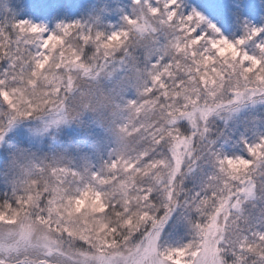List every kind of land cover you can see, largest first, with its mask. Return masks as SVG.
I'll return each instance as SVG.
<instances>
[{
  "label": "rangeland",
  "instance_id": "rangeland-1",
  "mask_svg": "<svg viewBox=\"0 0 264 264\" xmlns=\"http://www.w3.org/2000/svg\"><path fill=\"white\" fill-rule=\"evenodd\" d=\"M23 3L24 0H0V16H7V24L0 25V113L10 112L18 121H23L24 132L21 135L30 133L38 142L34 148L45 149L56 143L61 132L72 130L74 121L83 122V118L89 117V108H103L115 95H121L119 89L113 91L115 85L106 84L97 96L83 87L80 90L82 96L78 95V102L71 106L67 104L52 111L54 107L49 105L63 88L75 86V75H85L86 65L82 67L83 61L88 59L85 45H95L97 55L104 57V53H117L116 45L123 38L129 39L128 36L97 41L95 31L105 30L94 29V26L99 25L95 22L98 13L102 18H110L116 13L127 15L132 12L133 2L124 6L121 0H79L72 7L70 18L82 25L93 27V35L87 39L83 35H77L76 27L71 25L60 36L45 37L43 30L36 25L15 23L14 16L22 10ZM172 3L175 0H169L168 6ZM148 4L153 9H159L158 13L152 12L153 15L164 18L168 23L165 32L172 37L166 39L171 43L170 47L179 52L189 51L193 58L196 57L199 65L195 70L199 74L197 82L181 80L185 89L179 94L175 93L169 72L172 67L164 54L160 53L162 56L151 69L150 79L142 83V88L158 91L157 96L149 99L147 90L141 89L139 95L134 93L131 98L114 102L117 113L108 119V150L104 149L102 136L97 135L100 139L95 153L97 160L101 156L103 159L96 170L84 167V171H80L82 167L71 158L66 162L58 156L56 162H53L49 156L37 151L23 156L15 169L9 172L13 177L11 184L0 186L2 191L10 192L14 197L11 203L9 200L7 204L0 205V264H243L239 256L241 250L224 246L228 233L232 232H227L224 224L219 222L221 213H226L223 210L216 214L214 220H210L209 214H204L205 207L199 210L196 208L200 219L189 222L190 218L183 215L182 223H185L181 230H172L171 234L161 239L157 218L151 219L149 224H142L140 228L139 224L143 221L136 219L138 213H148L152 207L145 205L142 210L143 207H137V200L139 193L147 190L145 187L150 183L147 177L152 179L150 174L158 178L160 185L170 179L169 182H173L180 175L181 166H187L184 160L188 157L193 159L191 147L194 136L188 139V134H182V123L196 128L197 113L204 116L208 106H219L224 110L236 104L245 96L235 94L237 85L245 80L249 82L248 78L255 77L261 84L255 87L261 91H254L250 95L255 100L259 99L251 104L254 115L241 113L239 117H246H238L239 125L234 123L230 134L237 142L247 141L250 134L247 129L252 130L251 124L257 121L260 114L259 107H264V99H261L264 98V62L253 58L257 49L252 46L245 52L239 43L232 44L223 38L208 41L209 46H205L204 38L188 41L187 38L192 36V21L185 19L180 23L175 20L174 13L173 19H167L165 0H141L140 7L133 13L136 22L132 33H157L156 25L146 21L141 14V8H148ZM89 5L94 6L91 12L88 11ZM148 17L152 18L150 15ZM109 21L114 30L123 25L122 17L118 22ZM119 40L121 42L117 43ZM157 42L151 39L152 44ZM105 43L108 44L107 48L104 47ZM194 46L197 47V52L192 50ZM150 49L152 50L148 42L142 47L143 51ZM192 61L186 63L190 73L194 71ZM112 74L105 75L112 77ZM131 81L137 83L138 79L134 77ZM250 84L253 85L254 82ZM255 87L253 86L254 89ZM200 91L208 94V98L200 97ZM45 107H49L48 113L42 111L43 114L35 115L37 110ZM246 111L248 109L243 112ZM181 112L186 118H175ZM100 117L102 116L92 119L101 120ZM3 119L0 116V120ZM92 119L89 121L91 125ZM45 128L48 131L40 135V130ZM140 129H144L143 133L148 136L141 137L138 146L149 145V149H143L132 156L118 142L127 145L126 139ZM254 129L256 135H252L253 138L264 136V129L261 133L258 128ZM115 138L119 140H113ZM40 142L43 143V148L40 147ZM120 150L122 151L118 152ZM217 153L221 156L227 155L228 159H232L233 155L246 156L245 152L236 150L230 154L226 150H219ZM148 156L151 160L144 164ZM259 156H264V151L258 150L257 157ZM1 162L0 172L3 171L4 163ZM213 168H219L218 172L223 169L231 184L244 185L242 180L245 175L239 164L233 166L225 162L224 165H218L214 162ZM200 173L199 170L197 174ZM203 174L206 176L208 172L203 171ZM245 190L238 196L243 197L239 199L242 201L241 205L245 201H252L256 194L255 189L252 196L245 197ZM2 191L1 195L4 192ZM167 200L172 201L171 197ZM12 205L15 206L14 210H10ZM178 207L175 205L174 208L177 210ZM230 208L236 212L232 213L234 216L239 214L238 206ZM158 210L159 208L156 211ZM161 212L163 211H158L155 215ZM260 212L257 216L247 214L244 220L250 226L248 235L243 236L240 241L243 243L246 238L259 251H264V239L260 238V234L264 233V214ZM131 213L129 220L128 214ZM228 217L225 218L226 221L229 220ZM238 217L235 219L238 220ZM139 228L140 237L132 246L125 247L124 244L127 246L126 242L133 241L137 235L134 229ZM72 239L89 247L84 246L85 250H74L70 247ZM233 256L236 258L234 261ZM262 257L264 256H259L255 264H261Z\"/></svg>",
  "mask_w": 264,
  "mask_h": 264
},
{
  "label": "trees",
  "instance_id": "trees-1",
  "mask_svg": "<svg viewBox=\"0 0 264 264\" xmlns=\"http://www.w3.org/2000/svg\"><path fill=\"white\" fill-rule=\"evenodd\" d=\"M128 2L129 4H132L133 0H121V4L124 6ZM141 14L145 16L146 21H148L152 25H156V34L148 31H142V34H138L135 32L132 33L134 31L133 30L129 35V39L123 38L122 42L120 40L117 42H121L120 44L116 45L118 47L115 50H118L117 53H115L114 55H106L104 53V57H100V55H97V52H95V45L93 47L87 46L85 52L86 57H88V59L86 61H83L82 64V67L86 65L87 68L86 70H84L85 75H83L82 77L76 76L74 72L73 74L76 77L74 78V84L76 83L75 86L63 88V90L60 91L59 96L55 99V101L52 102L50 100L51 102L49 103V105L54 107L52 111H57L63 106H67V104L68 106H71L74 102H78V95L82 96V92L80 90L83 87L87 88L90 92H93V95L97 96L99 94L100 89L105 87L106 84L115 85L121 77H124L125 79H128L130 81L132 80V78L137 77L138 82L132 83V86L127 91L126 95L121 92L120 96L119 93L115 95L114 99L110 100V103H107L105 107L89 108V117L85 119L83 118V122H75L73 120L74 122L72 130H70L69 132H61V134L57 138L56 143L49 145L45 149L35 147L34 151L49 156L50 160H53V162H56L58 156L60 160H65L66 162H68L71 158L75 163H79V166L82 167L80 171H84V167H89L93 170H96L95 168L100 164L103 157L101 156L99 157V160H97L95 147L99 144V142H97L93 146H90L92 145V138H90L89 134L91 133L92 137L101 135L102 139L104 140L103 145L106 151L110 147V145H108L106 141V136L109 135L110 132L107 131L106 134L99 133L97 129L93 126V122L96 121V119L92 118L99 115L102 116L100 117V119L104 122L106 130H110V122L108 119L110 118V116L115 115L117 113L114 102L131 98L134 93H137V95H139L141 89L147 90V97H149V99L155 98V96H157L158 91L148 89L147 87L142 88V83L150 79L149 74L152 75L151 69L158 62V57L160 58L162 56L160 55V53L164 54L165 59H167L169 65L172 67V71L170 70L169 72H171L170 78L173 82L171 84L174 85L173 87L175 93L179 94L181 93V90L183 92L185 89L184 84L181 82V80L184 82L188 80H194L195 83L197 82L199 74H197L195 70L199 67V65L195 60L196 57L193 58L192 53H190L189 51L186 52L182 50L181 52H179L178 50H176V48L170 47L171 43H169V41L166 39H172V37L168 32H165V26H167L168 24L166 20L164 18L160 19L159 16L153 15L152 12L150 13L148 8L145 7L141 8ZM122 15L123 13H116L110 18H102L100 16V13H98L95 22H97L99 25H95L94 29H103L106 33L107 31L111 32L114 29L111 28L109 20H111V22H118L117 20L122 17ZM148 15H150L152 18L149 19ZM156 20H159V22L156 23ZM143 38L146 40H144ZM151 39L156 40L158 42L156 44H152ZM187 39L188 41H193L191 37H188ZM147 42L152 48V50L150 49L151 52H149L150 50H142V47H144ZM140 43L144 44V46ZM192 50H195V52H197V47L194 46ZM190 60H193L191 62L192 67H194L193 73H190L189 69L186 66V63H188ZM99 65H102V67H100ZM110 73H113L112 77L106 76L110 75ZM78 78L83 79L81 80ZM248 79L250 83L254 82V84L252 85L247 80H245L242 84L237 85L234 91L235 94L245 96L241 97L240 100L237 99L238 101L236 102V104L234 103L231 107L225 108L224 110L219 106L210 108L208 106L207 110L204 113V116L201 115V113H197L196 128H191L189 124L182 123V134H188V139H192L191 136H194V141L192 142L191 147V150L193 152V159H189L188 157L184 160V163L187 166L184 168L181 166L180 175L174 178L173 182H169L171 180L170 179L168 182L162 183L160 185V183H158V178L150 174L153 180L149 176L147 177L150 183H147V186L145 187L147 188L146 191H142L141 193H139L137 207H143L142 210H144L146 205L151 206L156 210L159 208L158 211L165 212L174 208L175 205L179 206L175 211L176 215L180 214L179 222L181 228L185 223H182L183 215H186V217L190 218L188 219L189 222L190 220L195 222L199 218V213L195 211L196 208L199 210V208L205 207L204 214H209L208 218H210V220H214L216 214L223 210L226 213H221V215L219 216V222L224 224V228L227 229V232H232L228 233V240L226 244L224 243V246L227 245L231 249L236 248L237 250H241L239 256L241 257L243 264H251V262H254L255 264L256 259H258L259 256H264V251H259L257 248H255L254 243L246 240V238L243 239L245 240V242L243 243L240 240H242L243 236L248 235V230L250 226L248 227V224L244 220L246 219L247 214L257 216V214L261 213L260 211H262V213L264 214V190H262L264 189V175L260 174L261 171H264V168L257 169L255 172H251L249 171V169L243 168L242 173H244L245 177H243L242 181H244V185H242L241 183H239V185H237L236 183L231 184L228 175L227 173H224V170H222V172H218L219 168H213V164L216 161L214 157L210 156L209 154V150L213 152H217L219 150H226V152H229V154L233 150L245 152L243 143H241L240 141L237 142V139L232 138L230 134L231 131H233L232 127L234 123L238 124L239 118H245L247 114L251 113L252 115H254V110L251 106L253 102H246L244 105H241L237 109V104L239 101L247 100V98L254 91H261L260 88L255 87V85H261L259 83V79L255 77H251ZM253 86L255 87V89L253 88ZM64 89L66 91H64ZM187 92L189 93V91ZM199 94L200 97L204 96L208 98V94H204V91H200ZM230 98L231 96L228 98V100ZM258 100H255L254 102H257ZM259 108L261 110L260 114H257V121L251 124L252 130L250 131L247 129V132L250 133L247 139V142L249 143L254 142L257 139L252 137V135H256L253 131L254 128H258L259 132L264 129V120H262L264 119V107L262 106ZM48 109L49 107H45L43 110L39 109L37 110V113L35 115L43 114L42 111H44L46 114L49 112ZM246 109H248V111L243 112ZM241 113H246V115L239 117ZM181 114L182 112L178 114V116L176 115L177 117L175 118H186L184 115ZM90 119H92V125L89 123ZM122 124H124V122ZM244 127L246 126L244 125ZM205 128L208 129L206 133L204 132ZM143 131L144 129H140L131 134V137L126 139L127 145L123 144L122 142L118 143L123 147L124 150H126L132 156L133 154H138V152L143 149H149V145L141 144L138 146V143L140 142L139 139L141 137L147 138L148 136L147 134H144ZM221 132L224 133L223 136L220 135ZM202 133H204L203 136ZM113 140L119 139L115 138ZM210 140H216V144H210ZM121 151L122 150L118 152ZM74 153H76L77 156ZM84 153H87V155H84ZM123 156H126L128 158V156L125 154ZM257 159L264 160V156H259L257 157ZM148 160H151V158L149 157L148 159H146L144 161V164H146ZM195 160H198L197 164L195 163ZM1 161L3 160H0V163H2ZM246 163L249 165V167H251V161H246ZM192 168H194L193 172L190 171ZM199 170L201 171V173L197 174ZM203 171L208 172V174L205 176V174H203ZM250 180L257 186L256 194L254 195L252 201H245L244 204L241 205L240 202L242 201H240L239 199L243 197L238 196H241L240 194L244 191V189L249 186ZM1 191L2 189L0 188V193ZM3 191L2 195L0 194V205L7 204V201L9 202V200L11 203V201L14 199L13 194H11L10 192L6 193L5 190ZM236 195L237 197L235 198ZM170 197L172 199L171 202L167 200V198ZM203 204L205 205L200 206ZM227 204L228 207H226ZM231 206L239 207L240 212L237 211L239 212V214L237 215L239 216L238 220L235 219L237 218V216H234L232 214H235L236 212L230 210ZM14 207L12 205V207H10V210H14ZM152 208L148 211V213H138L136 219H141L143 221L141 224H139L140 228L142 227V224H149V221L151 219L157 218L158 215H160H155L158 211ZM126 213L127 211L125 210L124 214ZM132 213L128 214L130 215L128 216L129 220ZM226 217L229 218L228 221L225 220ZM112 219L114 221V216H112ZM225 223L227 225H225ZM140 228L139 230L134 229L137 235L135 236L133 241H127V246L126 244H124L125 247L132 246L135 240L140 237ZM173 231L176 230L173 229ZM122 244L123 243H121V245ZM84 246L85 248L89 247L88 245L82 244L79 241L77 243L74 239L71 240L70 247H72L74 250H85Z\"/></svg>",
  "mask_w": 264,
  "mask_h": 264
},
{
  "label": "snow or ice",
  "instance_id": "snow-or-ice-1",
  "mask_svg": "<svg viewBox=\"0 0 264 264\" xmlns=\"http://www.w3.org/2000/svg\"><path fill=\"white\" fill-rule=\"evenodd\" d=\"M77 3H79V0H24L22 10L14 16V22L36 25L43 30L45 37L47 35L60 36L66 31V27L71 25L76 27L77 35H83L87 39L93 35V27L82 25L70 18L71 9ZM140 5L141 0H133L132 12L122 15V27L107 33L96 30L95 39L101 41L128 37L135 30L136 18L133 13ZM168 5L169 0H165L167 19H173L172 14L174 13L175 20L180 23H183L185 19L192 21L190 25L192 30L191 39L194 41L204 38L205 46H209L208 41L223 38L232 44L239 43L245 52H247L249 46H252L257 49V53L253 54V58H258L264 62V0H175V3H172L170 7ZM147 7L150 13L159 12L158 8L153 9L150 4ZM93 10L94 6L89 5L88 11ZM6 24L7 16H0V25ZM104 47L107 48L108 44L105 43ZM158 59L160 58L158 57ZM131 86L132 82L130 80L121 77L116 82L113 90L119 89L121 93H127ZM254 101L255 99L249 96L247 100L238 102L237 109L246 102ZM0 116L4 117L3 120H0V160L4 162L3 171L0 172V186H2L11 184L13 177L9 175V172L15 169L23 156L34 153V146L38 142L30 133L21 135L24 132L22 127L24 122L18 121L10 112L0 113ZM93 126L99 133L106 134L107 130L102 120L94 121ZM47 131V128L41 129L39 134L43 135ZM207 131L208 129L205 128L204 132ZM203 135L204 133H202ZM220 135L223 136L224 133L221 132ZM89 136L92 138V145L90 146L95 145L100 139L99 136L92 137L91 133ZM209 142L212 145L216 144V140H210ZM242 143L246 156L237 157L233 155L232 159H228L227 155L221 156L211 150H209V154L214 157L218 165H224L225 162L233 166L239 164L251 172L264 168V160L257 159L258 150L264 151V136L258 137L251 143L246 140ZM40 147L43 148L42 142H40ZM84 155H87V153H84ZM246 161H251V167ZM190 171L193 172L194 168ZM260 174L264 175V171H261ZM256 188L255 183L250 180L244 193L245 197L252 196ZM175 210V208H172L161 212L157 217L158 233L161 239L171 234L173 229L176 231L181 230L180 214L176 215ZM260 238L264 239V233L260 234ZM235 259L233 256L232 260ZM261 264H264V257H262Z\"/></svg>",
  "mask_w": 264,
  "mask_h": 264
}]
</instances>
